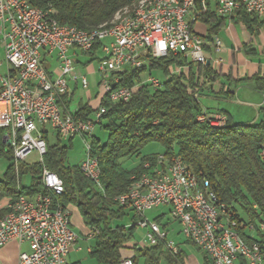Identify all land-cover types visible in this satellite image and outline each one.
I'll return each mask as SVG.
<instances>
[{
	"label": "built area",
	"instance_id": "1",
	"mask_svg": "<svg viewBox=\"0 0 264 264\" xmlns=\"http://www.w3.org/2000/svg\"><path fill=\"white\" fill-rule=\"evenodd\" d=\"M168 1L176 0H164L162 5H156L160 6V13L140 12L127 26L106 32L104 36L90 37V42H82V36L45 22L40 12H29L21 0H0V45L6 63L4 74L0 63V130L5 131L14 164L25 162L32 153H36L42 163L47 153L44 133L50 128L62 139L80 137L84 140L87 152L80 168L85 178L95 184L100 169L92 155L91 140L107 110L99 107L93 118L86 121H76L71 114H63V99L69 95V84L79 83L84 90L88 89L86 77L76 73V55L72 52L85 55L101 43L98 71L100 86L105 91L103 96L108 95L111 104L126 103L131 99V90H112V85L119 82L112 75L122 73L126 68H141L144 61L140 57L144 52L153 59L165 58L169 53L181 54L194 65H210L211 58L205 53L203 39L193 28L209 4L214 5L216 16L220 18L226 19L244 10L264 20V0H186L185 14L170 13ZM214 52H222L218 39L214 40ZM46 58L55 60L56 69L44 65ZM221 63L222 60H215L216 65ZM147 83L154 89L162 86L156 77H149ZM198 120L210 126L226 123L223 116L205 113L199 115ZM261 155L264 157V152ZM145 164L153 166L151 177L136 178L128 198L115 200V203L132 210L138 217L137 227L146 230L148 247L165 242L166 249L172 254L181 252L178 245L168 240L158 223L145 218L147 213L164 207L169 209L170 218L179 225L184 239L201 251L202 239L181 211L177 175L186 172L191 178L189 198L208 218V229L213 238V253L208 259L212 264H236L238 258L244 259L246 264H264V246L259 243L248 245L241 238L237 220L218 202L206 179L197 176L179 159H167L163 155H159L154 163ZM39 183L46 194L32 199L22 196L0 205V210L7 205L17 206V213L0 223V248L11 242L27 244L28 251L20 253L17 264H67L79 237L73 230L70 211L54 204V198L64 193L63 182L56 174L43 169ZM96 188L101 190V186ZM223 216H230L232 225H225ZM248 229L252 234L256 233L253 225ZM258 229L264 234V218ZM85 236L92 240L93 231L89 230ZM121 264L132 263L126 259Z\"/></svg>",
	"mask_w": 264,
	"mask_h": 264
},
{
	"label": "trees",
	"instance_id": "2",
	"mask_svg": "<svg viewBox=\"0 0 264 264\" xmlns=\"http://www.w3.org/2000/svg\"><path fill=\"white\" fill-rule=\"evenodd\" d=\"M140 1L26 0L31 7L51 11V17L60 25L87 32L110 27L117 15L132 9ZM228 22L241 24L250 35L259 34L264 28V20L244 10L225 19L216 16L214 5L209 4L193 27L195 30L198 23L204 26V34L194 32L202 37L209 59L214 50V40ZM101 46L97 43L85 54L89 58L88 63L101 60ZM249 48V45L243 46L247 55L254 53ZM140 59L144 61L141 68L112 75L119 80L118 84L112 85V90L128 88L132 93L131 99L118 104H111L108 95L100 99L99 107L106 108L107 112L98 127L107 134V139L102 142L93 136L91 148L99 164L101 190L85 178L80 165H68L69 146L61 145L62 138L58 134L57 143L52 145L48 133H44L47 153L42 163L30 165L21 162L16 165L13 151L4 139L5 131L0 130V160L8 162L0 180V203L16 201L22 196L32 199L46 194L39 180L42 170L47 169L56 174L64 186L63 195L54 198V204L68 211L70 207L77 209L84 227L93 231L89 256L96 264H121L126 259L132 264H188L189 257L185 252L174 255L166 249L165 242H158L152 247L129 245L138 217L134 215L130 227L123 226L121 222L134 212L115 203L117 197L128 191L134 179L145 172V163H154L159 155H163L167 159H179L197 176L206 179L218 202L225 205L237 220L241 238L248 245L259 243L264 246V234L258 229L264 218V157L261 155L264 152V107L260 110L258 124H234L229 116L221 128L200 123V84L196 76L215 82L221 73L212 65L189 63L181 54L169 53L165 58L153 59L148 52H144ZM173 66L188 67L189 73L171 75ZM145 73L151 77L161 74L164 79L161 88L154 89L142 83ZM240 83L252 84L264 96V76L257 74L235 84ZM64 103L70 104L67 97L63 99ZM98 108L86 104L71 115L76 121H86ZM63 114H66L65 110ZM73 140H68L70 146ZM151 145L159 146L162 153L142 157V152ZM131 159H140V163L127 170L123 162ZM24 177H30V187L21 185ZM4 214L5 211L0 210V218ZM164 218L158 217L155 222L168 236L167 228L172 222L167 221L163 225ZM249 225L256 228L254 235L249 231ZM186 244L194 246L190 241ZM202 264L212 262L204 255ZM236 264L246 262L238 258Z\"/></svg>",
	"mask_w": 264,
	"mask_h": 264
},
{
	"label": "rangeland",
	"instance_id": "3",
	"mask_svg": "<svg viewBox=\"0 0 264 264\" xmlns=\"http://www.w3.org/2000/svg\"><path fill=\"white\" fill-rule=\"evenodd\" d=\"M144 1V0H142ZM140 1L137 5H135L132 9L126 10L123 13L120 14L121 18L125 17L127 14L132 13L136 8H138V5L142 2ZM119 16V17H120ZM196 30V29H195ZM253 37V44L255 48H259L261 46L264 48V28L262 29L261 33L252 35ZM233 39L241 43L244 39V32L243 28L240 24H234L230 25L229 22L227 23L224 30L221 31L219 35V40L222 43V48L231 49L233 44ZM79 55V61L80 62H87L89 61V58L86 57L83 54L78 53ZM264 55L261 53V51L258 52L256 57H253L255 63H257L260 59H262ZM54 58V57H53ZM218 58H221L224 62H228L229 57L228 55L222 53L218 56ZM47 61L50 62V58H47ZM46 61V63H47ZM77 60L75 59V63ZM0 63L3 64V68L1 72L4 74L6 72V63H5V53L4 49L0 45ZM48 67V66H47ZM57 65L55 63L54 68H56ZM76 73L78 76H85L88 80V89L84 90L81 85L79 84L80 88L75 93L73 100H72V110L76 109L79 105L84 106L88 103V93H92V98L90 99L89 105L96 109L99 107L100 99L105 94L104 89L101 86H98V84L101 82V74L98 71V61H94L90 64L89 69L84 68L81 66V64L76 63ZM149 76L148 74H143L142 78H146ZM160 76V75H156ZM162 81V79L160 78ZM145 80L142 79V83ZM246 100V99H245ZM229 111L236 116L237 119H242V121H245V119H254L257 115L258 110L254 108L246 109L244 107L239 106L238 104L232 105L231 108H229ZM94 116V115H93ZM92 116V118H93ZM238 120V121H240ZM261 118L259 116V119L254 120L255 122L251 125L258 124L260 122ZM245 123V122H243ZM48 130V140L50 144L54 145L57 143L56 141V134L52 132L50 128H47ZM94 136H97L102 142H105L107 139V134L102 131L98 126H96L94 131ZM62 146H69L68 154H67V163L70 166H77L81 165L82 162L86 158V145L84 143V140L80 137L75 138L72 141V144L70 146L68 141L61 140ZM177 152V151H176ZM162 153V149L157 145H151L148 146L143 152L142 157L146 155H152V154H158ZM40 158L36 153L30 154L27 159V164H37L39 163ZM140 163V159H131L123 162V167L127 170L135 168ZM8 162L4 159L0 160V180L3 179V175L7 169ZM21 185L24 187H30L31 186V180L30 177H24L21 181ZM168 208H159L155 209L145 215V218L149 222H155V219L158 218L161 215H165V218L163 220V225L167 223V221H171ZM75 212V211H74ZM134 213L129 214L121 224L123 226L130 227L132 225L131 219L134 217ZM71 222L73 225L74 232L78 235L79 241L76 247L71 250L66 262L67 264L71 263H81V264H96L89 256L88 250L93 246V241L91 239H85V235L89 233V230H85L84 233L81 232L83 229V225L81 222L80 217L74 213V215H71ZM139 219L136 220V225L138 224ZM178 224L172 223L169 227L174 230V233L177 232L179 229ZM259 226V224H258ZM162 229V228H161ZM163 230V229H162ZM164 231V230H163ZM174 233H170V236L168 237V240L177 242H184V237L182 235H179L178 240H174L175 236ZM254 235V234H253ZM85 236V237H84ZM129 245H137L138 247L146 246L148 247V243L146 241V230H143L139 227L136 228L133 237L131 238ZM78 249L81 251L78 252ZM182 250L188 255L189 258H194L198 264H202L203 256L205 255L203 251L198 250L195 246L192 245H183ZM10 258V256L5 254H0V264H5L7 259Z\"/></svg>",
	"mask_w": 264,
	"mask_h": 264
},
{
	"label": "crops",
	"instance_id": "4",
	"mask_svg": "<svg viewBox=\"0 0 264 264\" xmlns=\"http://www.w3.org/2000/svg\"><path fill=\"white\" fill-rule=\"evenodd\" d=\"M230 25H234V23L229 22ZM241 25V24H240ZM242 26V25H241ZM243 32H244V41L241 43L236 42L233 39V46L231 49L222 48L221 53H215L214 50L211 53V63L210 65L213 66V68L216 69L217 72L221 73V76L219 79H217L215 82L207 81L204 76H196V80H199L200 84V93L198 95V102L202 109V113H205L209 116H223L226 117L229 116L231 118V121L234 124H253L256 119H259V113L260 110L264 107V96L255 90L254 86L249 83H240L236 85L235 83L239 80L243 79H249L252 78L254 75L260 74L261 76H264V57L260 59L257 63H255L253 57H256L258 52L261 51V53L264 55V48L259 46V48H255L253 44V37L250 35L245 28L242 26ZM195 29L199 34L205 33V28L201 24H196ZM262 30H260L259 33H261ZM221 33V32H220ZM219 33V35H220ZM219 35L216 39L219 40ZM221 42V41H220ZM222 44V43H221ZM249 45V50L254 51V53H251L249 55L246 54L245 50L243 49V46ZM74 53L75 59L77 60V64H81L82 67L88 68L91 63L87 62H80L79 60V52H72ZM226 54L229 57L228 62H224L221 58H218L220 54ZM86 56V55H85ZM87 57V56H86ZM215 60H222V63L220 65L215 64ZM47 58L45 59L44 65L54 70L55 66V60L50 59V62L47 61ZM189 63L190 60L187 59ZM196 71V67L194 68ZM128 70L127 68L125 71ZM171 75H180L185 74L187 75L189 73L188 67H172L170 70ZM160 76L156 77L158 80L160 78L161 83L164 82V79L161 74H158ZM151 76H147L146 78H142L145 80L143 83L148 84L147 80ZM87 79V78H86ZM88 81V80H87ZM100 86V83L98 84ZM80 86L79 83H70L69 84V95L67 97V102H70V104L66 105L65 103L62 105L63 110H65L66 113L73 114L75 113L81 105H79L76 109L72 110V100L75 95V93L79 90ZM88 103L90 102V99L92 98V93H88ZM246 99V100H245ZM238 104L241 107H244L246 109L254 108L257 109V115L253 119H245V121H242V119H237L235 115H233L229 108L232 107V105ZM240 120V121H238ZM245 122V123H243ZM47 130V128H46ZM53 132V131H52ZM48 133V130H47ZM49 134V133H48ZM5 139V137H4ZM64 141H68L63 139ZM7 201H3L0 203L1 206L5 205ZM75 211V212H74ZM70 213L73 216L74 213H76L79 217V213L77 209L70 207ZM165 216V215H161ZM159 216V217H161ZM81 219V217H80ZM82 222V219H81ZM174 223V222H172ZM176 225V223H174ZM83 225V222H82ZM83 229L81 232L84 233L85 230H87L84 225L82 226ZM179 227V226H178ZM179 230L174 233V230H172L171 227L167 228L168 236H170V233H174L175 239L178 238L180 233V227ZM186 241L184 239V242H175L176 245H178L182 250L183 245H187ZM143 247V246H142ZM91 250V248H90ZM28 251V245L27 244H19L18 242H11L7 244L5 247L0 248V254H5L10 256V258L7 259L5 264H17L18 257L20 253L27 252ZM80 252V251H78ZM184 252V251H183ZM188 264H198L194 258L188 259Z\"/></svg>",
	"mask_w": 264,
	"mask_h": 264
},
{
	"label": "bare ground",
	"instance_id": "5",
	"mask_svg": "<svg viewBox=\"0 0 264 264\" xmlns=\"http://www.w3.org/2000/svg\"><path fill=\"white\" fill-rule=\"evenodd\" d=\"M24 4V7L29 12H40L41 18L45 19V22L52 24V26L56 28H66L69 31L76 33L78 36H82V42H90V37H100L106 35V32H112L116 29H120L129 24V21L136 17L140 12H151L152 13H160V6L164 0H144L136 8L132 13L127 14L125 17L121 18L120 14L116 16L113 24L108 28H101L93 31H83L77 28L60 25L57 23L52 17L51 11H43L38 8L31 7L26 0H21ZM187 9L186 0H176V1H168V11L174 14H185ZM120 16V17H119ZM202 123V120H198ZM214 128H221L223 126H212ZM145 172L139 178L151 177L153 174V166L152 164L144 165ZM134 183L130 188H134L136 184V179H134ZM177 183L180 185V203H181V211L182 215L189 219L190 223L194 224V230L197 231V236L202 239L201 251L204 252L206 257L212 256L213 253V238L211 237V232L208 229V218L204 212H199V210L195 207L194 203L191 202L189 195L191 193V178L186 172H179L177 175ZM95 184L100 186V172H98V176H95ZM130 188L128 191L117 197L115 200H125L130 195ZM5 211V214L0 218V223L7 221L11 216L17 213L16 205H7L2 209ZM223 223L225 225H232V218L230 216H223Z\"/></svg>",
	"mask_w": 264,
	"mask_h": 264
},
{
	"label": "water",
	"instance_id": "6",
	"mask_svg": "<svg viewBox=\"0 0 264 264\" xmlns=\"http://www.w3.org/2000/svg\"><path fill=\"white\" fill-rule=\"evenodd\" d=\"M207 66H209V63H207Z\"/></svg>",
	"mask_w": 264,
	"mask_h": 264
}]
</instances>
